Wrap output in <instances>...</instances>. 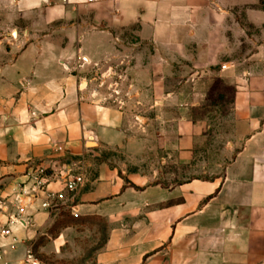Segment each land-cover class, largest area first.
Returning a JSON list of instances; mask_svg holds the SVG:
<instances>
[{"label":"crops","instance_id":"crops-1","mask_svg":"<svg viewBox=\"0 0 264 264\" xmlns=\"http://www.w3.org/2000/svg\"><path fill=\"white\" fill-rule=\"evenodd\" d=\"M2 16L0 264H52L90 217L95 264H264V0H0ZM232 87L241 145L209 174L185 106ZM46 192L65 198L43 209Z\"/></svg>","mask_w":264,"mask_h":264},{"label":"rangeland","instance_id":"rangeland-1","mask_svg":"<svg viewBox=\"0 0 264 264\" xmlns=\"http://www.w3.org/2000/svg\"><path fill=\"white\" fill-rule=\"evenodd\" d=\"M1 19H6V16L0 17ZM251 49L253 44L249 43V52ZM179 76L175 72L170 77L171 83L176 84ZM109 86V83L105 84L104 92L111 96ZM233 92V87L231 90L226 89L225 95L223 90L211 88L205 96V102L185 106L192 115V120L199 123L205 131L203 154L205 161H209L210 164L209 174L212 168L219 173L241 145L242 140L237 135L234 110L229 105L233 99ZM165 124L168 128L174 127V124L170 125L169 122ZM151 127L155 125L152 124ZM64 220L68 221L67 218ZM77 223L76 229L68 231V238L62 251L51 258L52 264H95V256L105 240V226L94 217L81 219Z\"/></svg>","mask_w":264,"mask_h":264},{"label":"built area","instance_id":"built-area-1","mask_svg":"<svg viewBox=\"0 0 264 264\" xmlns=\"http://www.w3.org/2000/svg\"><path fill=\"white\" fill-rule=\"evenodd\" d=\"M64 3H71V0H63ZM87 2H93L95 0H86ZM111 89V95L113 97H115V101H117L120 105H124V101L121 98H118L117 96H119L121 94L120 89H118V86H116L115 88H112V86L110 87ZM113 92V93H112ZM44 173V169H40L39 170V174H43ZM37 180L39 181V183L41 182L40 179L37 176ZM84 183V176L81 173H77V174H70L69 177L66 179V186L67 189L70 191H75L79 186H81ZM65 196L63 193H52V192H46L45 193V197L41 202V207L43 209H53L54 207L58 206V202L64 200ZM26 208L23 207H19L18 208V213L19 215H14L11 216V221L15 222L17 221V219L23 215L24 213H26ZM10 229L9 228H4L1 230V233H3L4 235H9L10 234ZM27 261L30 262L31 264H41L38 259H36L32 253H28L27 255Z\"/></svg>","mask_w":264,"mask_h":264},{"label":"trees","instance_id":"trees-1","mask_svg":"<svg viewBox=\"0 0 264 264\" xmlns=\"http://www.w3.org/2000/svg\"><path fill=\"white\" fill-rule=\"evenodd\" d=\"M76 217V216H75ZM75 217H72V218H69L68 216H66L65 218H67L68 219V221L66 222L64 219H62L58 224H60V223H62V225L63 224H65V223H71V221H73V220H76L77 218H75Z\"/></svg>","mask_w":264,"mask_h":264}]
</instances>
